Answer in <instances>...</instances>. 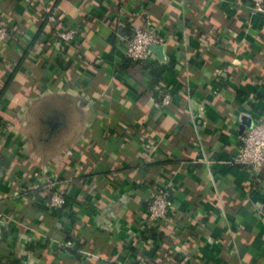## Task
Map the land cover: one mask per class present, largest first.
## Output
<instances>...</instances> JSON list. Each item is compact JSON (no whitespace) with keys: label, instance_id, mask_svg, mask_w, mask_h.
<instances>
[{"label":"crops","instance_id":"0c3cea01","mask_svg":"<svg viewBox=\"0 0 264 264\" xmlns=\"http://www.w3.org/2000/svg\"><path fill=\"white\" fill-rule=\"evenodd\" d=\"M147 21L167 39L148 61L165 65L158 84L121 68ZM4 25L0 264H264V173L232 162L264 120V12L251 0H0ZM64 25L69 42L55 36ZM163 172L172 211L149 238ZM55 190L67 193L57 211Z\"/></svg>","mask_w":264,"mask_h":264},{"label":"built area","instance_id":"2783aa9c","mask_svg":"<svg viewBox=\"0 0 264 264\" xmlns=\"http://www.w3.org/2000/svg\"><path fill=\"white\" fill-rule=\"evenodd\" d=\"M252 10L257 13L264 12V0H251ZM59 16V9L54 6L47 18L49 23L55 22ZM77 30L73 27H60L55 31V36L63 41L69 42L74 39ZM8 34L6 25L0 27V41ZM166 37L159 31L156 24L147 21L142 26L134 29L133 34L127 38L123 49L127 57L141 61H150L152 52L151 45H165ZM172 100L171 93H165L161 105H167ZM205 161H209L207 158ZM232 162L264 173V120H257L241 135L240 144ZM172 188L167 181L157 184L147 201V231L152 226L166 219L172 211ZM67 202V193L62 190H55L50 198L48 207L53 210H61ZM150 228V229H149Z\"/></svg>","mask_w":264,"mask_h":264},{"label":"trees","instance_id":"16d2710c","mask_svg":"<svg viewBox=\"0 0 264 264\" xmlns=\"http://www.w3.org/2000/svg\"><path fill=\"white\" fill-rule=\"evenodd\" d=\"M58 1L59 0H56V3ZM49 14H50V11L45 15L42 27L48 21L47 18L49 16ZM67 21H68L67 18H62V22H64V24H67ZM64 26L69 27L67 25H64ZM77 41H78V39H77ZM121 68L126 72L127 71L130 72L131 69H140V68L149 69L151 71V73L153 74L154 84H158L160 79H162V77H163L165 65H159V64L153 63V62L141 61V60L133 59L131 57H126L124 62L121 64ZM154 95L157 97L158 100H162L161 97H163V96L158 91H155ZM161 176H162L161 178L164 181H166L167 178L169 177L168 174L164 173V172ZM152 233H153V230L150 229L149 234H148L149 238H151ZM3 264H6V263L4 262Z\"/></svg>","mask_w":264,"mask_h":264},{"label":"water","instance_id":"95a60500","mask_svg":"<svg viewBox=\"0 0 264 264\" xmlns=\"http://www.w3.org/2000/svg\"><path fill=\"white\" fill-rule=\"evenodd\" d=\"M164 47H165L164 45L153 44L151 45L150 50L152 53L153 52L156 53V55H158L160 60H164L165 59Z\"/></svg>","mask_w":264,"mask_h":264}]
</instances>
